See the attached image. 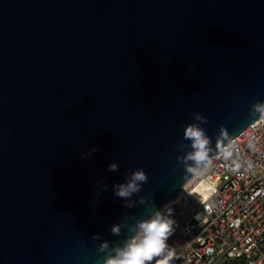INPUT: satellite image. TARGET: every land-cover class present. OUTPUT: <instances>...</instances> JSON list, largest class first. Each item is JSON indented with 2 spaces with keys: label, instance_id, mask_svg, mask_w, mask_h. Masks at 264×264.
I'll return each instance as SVG.
<instances>
[{
  "label": "water",
  "instance_id": "obj_1",
  "mask_svg": "<svg viewBox=\"0 0 264 264\" xmlns=\"http://www.w3.org/2000/svg\"><path fill=\"white\" fill-rule=\"evenodd\" d=\"M260 102L264 0H0V264H103L193 176V113L213 155Z\"/></svg>",
  "mask_w": 264,
  "mask_h": 264
},
{
  "label": "built area",
  "instance_id": "obj_2",
  "mask_svg": "<svg viewBox=\"0 0 264 264\" xmlns=\"http://www.w3.org/2000/svg\"><path fill=\"white\" fill-rule=\"evenodd\" d=\"M233 139L243 164L239 172L214 160L204 177L191 176L159 209L171 207L176 221L168 241L180 257L173 264H264V120Z\"/></svg>",
  "mask_w": 264,
  "mask_h": 264
},
{
  "label": "clouds",
  "instance_id": "obj_3",
  "mask_svg": "<svg viewBox=\"0 0 264 264\" xmlns=\"http://www.w3.org/2000/svg\"><path fill=\"white\" fill-rule=\"evenodd\" d=\"M251 112L255 115L258 114L259 118L264 120V102L253 104ZM193 117L199 123L186 125L183 133V139L190 141L192 150L184 156L178 155L176 157L177 162L184 164L187 172L196 178L204 177L211 170L214 160H223L231 171L239 172L243 164L239 158L238 145L233 138H229L226 134L224 126H220L216 154L213 156L210 147L211 139L201 127V124L208 122L207 118L195 112ZM178 148L182 149L183 145L179 144ZM248 166L251 167V164L249 163ZM117 167L116 163H112L109 165V170L116 171ZM147 181L148 176L145 171L142 168L137 169L131 173L130 178L125 183L114 185V194L128 201L141 190L142 184L147 183ZM139 202L143 204L145 197H140ZM172 212V208L166 206L162 211L157 210L151 213L149 218L139 220L135 225H129L128 231L134 234L126 238L122 246L118 244L109 251L107 241L100 243L97 252L103 254V264H173L180 257L176 248L168 243L176 226ZM111 232L114 235H120L121 226L114 225ZM93 239L98 240L100 237L97 235Z\"/></svg>",
  "mask_w": 264,
  "mask_h": 264
},
{
  "label": "rangeland",
  "instance_id": "obj_4",
  "mask_svg": "<svg viewBox=\"0 0 264 264\" xmlns=\"http://www.w3.org/2000/svg\"><path fill=\"white\" fill-rule=\"evenodd\" d=\"M217 264H227V261H226V259H223V260L219 261Z\"/></svg>",
  "mask_w": 264,
  "mask_h": 264
}]
</instances>
